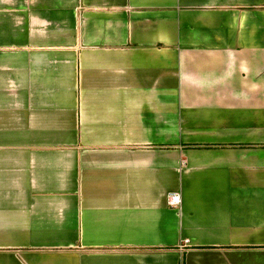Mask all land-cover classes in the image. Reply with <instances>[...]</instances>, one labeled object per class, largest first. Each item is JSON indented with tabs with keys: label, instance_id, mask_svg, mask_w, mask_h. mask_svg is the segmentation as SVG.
Wrapping results in <instances>:
<instances>
[{
	"label": "crops",
	"instance_id": "obj_1",
	"mask_svg": "<svg viewBox=\"0 0 264 264\" xmlns=\"http://www.w3.org/2000/svg\"><path fill=\"white\" fill-rule=\"evenodd\" d=\"M0 264H264V0H0Z\"/></svg>",
	"mask_w": 264,
	"mask_h": 264
},
{
	"label": "built area",
	"instance_id": "obj_2",
	"mask_svg": "<svg viewBox=\"0 0 264 264\" xmlns=\"http://www.w3.org/2000/svg\"><path fill=\"white\" fill-rule=\"evenodd\" d=\"M168 204L170 206H177V205H179V195L177 193H170L168 195Z\"/></svg>",
	"mask_w": 264,
	"mask_h": 264
}]
</instances>
